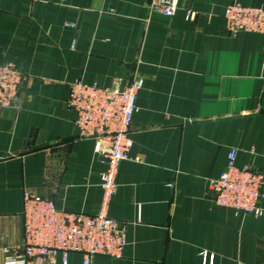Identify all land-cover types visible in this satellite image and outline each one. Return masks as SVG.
Listing matches in <instances>:
<instances>
[{"label": "crops", "instance_id": "obj_1", "mask_svg": "<svg viewBox=\"0 0 264 264\" xmlns=\"http://www.w3.org/2000/svg\"><path fill=\"white\" fill-rule=\"evenodd\" d=\"M150 2L0 0V65L24 74L15 107L0 110V264L22 254L26 192L97 213L104 168L78 136L69 86L134 77L133 144L109 208L127 244L92 264H264V217L208 190L233 149L237 165L264 172V35L231 34L224 20L229 5L264 0H180L171 18Z\"/></svg>", "mask_w": 264, "mask_h": 264}, {"label": "built area", "instance_id": "obj_2", "mask_svg": "<svg viewBox=\"0 0 264 264\" xmlns=\"http://www.w3.org/2000/svg\"><path fill=\"white\" fill-rule=\"evenodd\" d=\"M180 0H151L149 10L164 17L175 16ZM187 17L192 13L187 11ZM225 29L264 35V9L232 4L225 9ZM24 74L14 65H0V110L15 107ZM143 80L113 79L108 86L75 81L69 86L67 107L75 114L79 138L94 141V153L104 171L100 174L101 197L94 215L67 213L53 200L30 192L24 197L25 240L22 254L11 264H55L60 258L68 264L72 254H80L83 264H92L96 255L122 257L127 244L124 226L109 216L117 192L119 164L132 147L130 138L136 100ZM237 151L231 150L225 170L210 181L208 190L216 203L236 212L264 217V172L239 166ZM8 255L11 249H4ZM212 258L205 254L204 263Z\"/></svg>", "mask_w": 264, "mask_h": 264}]
</instances>
